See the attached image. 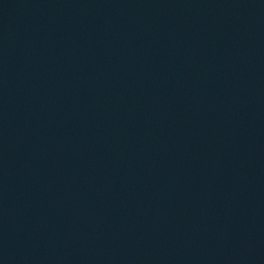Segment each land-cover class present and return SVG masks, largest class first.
Here are the masks:
<instances>
[{
	"label": "water",
	"instance_id": "1",
	"mask_svg": "<svg viewBox=\"0 0 264 264\" xmlns=\"http://www.w3.org/2000/svg\"><path fill=\"white\" fill-rule=\"evenodd\" d=\"M0 264H264V0H0Z\"/></svg>",
	"mask_w": 264,
	"mask_h": 264
}]
</instances>
